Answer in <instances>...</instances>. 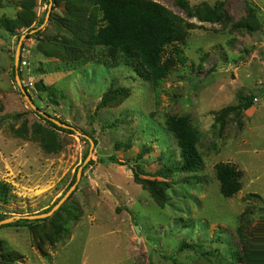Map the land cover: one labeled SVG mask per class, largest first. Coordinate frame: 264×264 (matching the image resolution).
<instances>
[{"label": "rangeland", "instance_id": "1", "mask_svg": "<svg viewBox=\"0 0 264 264\" xmlns=\"http://www.w3.org/2000/svg\"><path fill=\"white\" fill-rule=\"evenodd\" d=\"M30 1L29 29L39 28L50 0ZM148 1L196 26L182 46L185 62L158 89L125 63L111 67L99 56L73 60L67 25L78 24L79 11L74 18L71 10L87 7V0H56L41 35L24 38V89L78 133L54 129L31 109L13 73L18 36L27 28L9 32L0 26V180L11 188L0 216L21 217L0 226V264H243L237 228L248 209L245 233L261 237L256 249L264 252V202L249 197L264 201V0H186L192 8L224 2L229 18L223 23L190 17L177 0ZM22 2L0 0V24L18 18ZM247 2L257 6L259 17L252 31L234 27L247 19ZM101 17L96 14L97 26ZM250 96L253 105L240 119L230 111L217 121L221 110ZM172 116H188L199 133L198 172L159 175L163 158L179 164L177 142L166 130ZM89 139L94 148L85 164ZM110 157L117 161L102 162ZM220 163L241 174L242 189L232 198L221 194ZM81 167L64 209L29 225L27 220H37L24 217L44 214L62 199Z\"/></svg>", "mask_w": 264, "mask_h": 264}, {"label": "trees", "instance_id": "2", "mask_svg": "<svg viewBox=\"0 0 264 264\" xmlns=\"http://www.w3.org/2000/svg\"><path fill=\"white\" fill-rule=\"evenodd\" d=\"M53 2L56 3V0H53ZM177 3L187 12L188 16L198 18L202 22L223 23L229 18L224 8V2L222 1L217 2L215 5L202 3L193 8L189 6L186 0H177ZM31 4L32 1L27 2L25 0V2H22L21 5L25 10L18 15V18L14 20L4 18L0 26L9 32H15L18 28H27V39L40 36L42 33L40 30L34 34H30L31 31L38 29H29L34 22L33 16L30 13ZM246 5L248 11L247 19H243L234 24V27H242L252 31L259 26L257 6L251 2H247ZM90 9L92 13L90 16H87L86 13ZM53 11L54 8L52 7L51 12ZM78 11L80 14L77 17L78 24L69 22L67 25V28L73 33L74 39L69 42L67 41V45L69 44L70 46H66V49L72 54L74 61L88 63L99 56L101 63L107 64L110 62L108 65L111 67L125 63V65L134 68L140 75L143 73L147 74L157 89L178 63L185 62L182 46H185L187 43L188 31L196 27L193 24L186 23L160 4L148 0H87V7L80 10H71L72 17L76 18L75 16ZM97 13L102 16L100 26H97L96 23ZM44 22L45 20L43 19L40 21V24L43 25ZM18 39H20V36H18ZM99 47L101 48L100 50H98ZM20 68L19 75L22 79ZM13 73L15 76V66ZM25 89L28 91V88ZM29 96L31 98L33 97L30 94ZM254 98L253 96L240 97L236 107H227L219 112L217 121L223 122L230 111H236V116L240 119L243 113L252 107ZM32 100L41 111L48 114V111L42 105H38L33 98ZM104 103L105 100L102 101L103 105ZM38 116L56 130L73 133L71 130L61 128L42 116ZM166 130L177 142L180 159L179 164H177L170 157L163 158L164 164L159 175L167 177L170 173L175 172H198L203 165L197 151L200 136L198 131L193 128L189 117H169L166 121ZM48 137L52 143L54 135L49 133ZM83 140L88 141L87 139ZM88 155L89 152L86 154V158ZM105 161L116 162L117 160L114 157H110L102 162ZM93 164L94 162L91 161L88 165ZM137 167L142 170L140 164ZM77 173L70 186L75 184ZM216 176L220 183L223 197L232 198L241 191V174L232 164L220 163L216 165ZM249 197L264 202L257 195H251ZM10 200L11 188L7 183L0 180V202L8 204ZM60 200L61 198L44 213H48ZM65 206L66 203L61 206L55 215H58ZM259 212L260 223H263L264 204ZM251 214L252 212L249 209L242 214L240 224L237 228L243 253L240 259L243 264H261L259 254H264V252L262 249L257 250L256 248L257 241H260L262 238H253L251 235L252 238L250 239L251 236L249 237L248 235L250 231L249 233H245L248 226L246 227L243 221H245V218L249 219ZM6 218V216H0V221ZM43 221L45 220H27L26 222L32 225L35 222ZM194 248L195 246H189V249Z\"/></svg>", "mask_w": 264, "mask_h": 264}, {"label": "water", "instance_id": "3", "mask_svg": "<svg viewBox=\"0 0 264 264\" xmlns=\"http://www.w3.org/2000/svg\"><path fill=\"white\" fill-rule=\"evenodd\" d=\"M52 7H53V0H50V4H49V9H48V12H47V17H46V20L44 22V24L38 28V29H35L33 31L30 32V34H34L36 33L37 31L41 30V28L46 24V22L48 21L49 19V15L52 11ZM27 36V34H25L24 36H22L20 38V41H19V44H18V48H17V51H16V57H15V69H16V75H15V78L18 82V85L23 93V95L25 96L29 106L31 107V109L37 113L38 115L42 116L43 118L53 122L55 125L61 127V128H64V129H70V130H74L72 127H70L69 125L59 121V120H56L55 118H53L52 116H50L49 114L41 111L36 105L35 103L33 102L32 98L29 96V93L24 89L23 87V84L21 83V78H20V75H19V63H20V51H21V46H22V43H23V40L24 38ZM75 132L78 133V131L74 130ZM85 138L88 139V137L86 135H84ZM90 144H91V147H90V150H89V155L85 161V164L91 159V156L93 154V148H94V141L93 140H90ZM84 164V165H85ZM82 167L79 169L78 173H77V179H76V182L74 185L71 186V188L68 190V192L63 196V198L48 212V213H44V214H39V215H35V216H28V217H24L26 219H29V220H39V219H46V218H49L51 217L56 211H58L61 206L70 198V196L73 194V192L76 190V187L78 186L79 184V181L81 179V176H82ZM21 217H13V218H10V219H6V220H3V221H0V226H3V225H6V224H9L11 222H13L14 220L16 219H19ZM136 232H139V228L138 226H136ZM0 259H1V256H0Z\"/></svg>", "mask_w": 264, "mask_h": 264}, {"label": "built area", "instance_id": "4", "mask_svg": "<svg viewBox=\"0 0 264 264\" xmlns=\"http://www.w3.org/2000/svg\"><path fill=\"white\" fill-rule=\"evenodd\" d=\"M27 59H26V54H22V61H21V66H26L27 65ZM256 100V99H255Z\"/></svg>", "mask_w": 264, "mask_h": 264}, {"label": "clouds", "instance_id": "5", "mask_svg": "<svg viewBox=\"0 0 264 264\" xmlns=\"http://www.w3.org/2000/svg\"><path fill=\"white\" fill-rule=\"evenodd\" d=\"M20 65V64H19Z\"/></svg>", "mask_w": 264, "mask_h": 264}]
</instances>
